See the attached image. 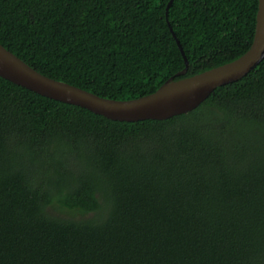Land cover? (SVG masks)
<instances>
[{
    "label": "trees",
    "instance_id": "16d2710c",
    "mask_svg": "<svg viewBox=\"0 0 264 264\" xmlns=\"http://www.w3.org/2000/svg\"><path fill=\"white\" fill-rule=\"evenodd\" d=\"M168 2L0 0V44L118 100L184 68L169 25L184 76L249 48L257 0ZM0 264H264V59L187 113L135 122L0 77Z\"/></svg>",
    "mask_w": 264,
    "mask_h": 264
},
{
    "label": "water",
    "instance_id": "95a60500",
    "mask_svg": "<svg viewBox=\"0 0 264 264\" xmlns=\"http://www.w3.org/2000/svg\"><path fill=\"white\" fill-rule=\"evenodd\" d=\"M172 1L166 5V16ZM257 1L254 35L249 48L229 62L191 76H184L188 60L169 25L183 56L184 68L166 79L155 91L136 98L118 100L102 97L48 77L1 44L0 77L46 98L85 108L110 120L135 122L171 118L195 109L215 88L241 79L264 59V0Z\"/></svg>",
    "mask_w": 264,
    "mask_h": 264
},
{
    "label": "rangeland",
    "instance_id": "374dc122",
    "mask_svg": "<svg viewBox=\"0 0 264 264\" xmlns=\"http://www.w3.org/2000/svg\"><path fill=\"white\" fill-rule=\"evenodd\" d=\"M53 210V213L55 215H60V216H67L68 214L64 211H61L60 209H58L57 206H54V208H52ZM76 216L79 218L80 217V214H76Z\"/></svg>",
    "mask_w": 264,
    "mask_h": 264
}]
</instances>
